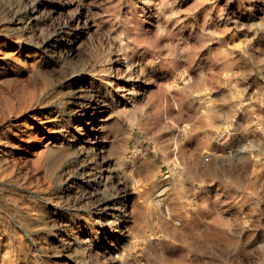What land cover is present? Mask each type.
Returning <instances> with one entry per match:
<instances>
[{
    "label": "rangeland",
    "instance_id": "rangeland-1",
    "mask_svg": "<svg viewBox=\"0 0 264 264\" xmlns=\"http://www.w3.org/2000/svg\"><path fill=\"white\" fill-rule=\"evenodd\" d=\"M0 264H264V0H0Z\"/></svg>",
    "mask_w": 264,
    "mask_h": 264
},
{
    "label": "bare ground",
    "instance_id": "bare-ground-1",
    "mask_svg": "<svg viewBox=\"0 0 264 264\" xmlns=\"http://www.w3.org/2000/svg\"><path fill=\"white\" fill-rule=\"evenodd\" d=\"M64 42V41H63ZM107 105V104H106ZM105 109V108H104ZM88 111V110H87ZM104 110L100 109V108H95L93 110V112L90 114V117L89 119V124H90V127L88 129L89 133L92 134L93 136H99L100 132L103 130V125H104V122H105V117L104 115H100L103 112ZM84 132V131H83ZM94 141V140H93ZM91 141V142H93ZM104 142V141H103ZM98 151V150H97ZM97 156V155H96ZM98 157V156H97ZM53 158V157H52ZM100 161V160H99ZM99 165V164H98ZM110 205V204H109ZM116 208V207H115ZM107 210V209H106ZM109 214L113 215L114 213L112 212H109ZM108 214V215H109ZM113 218V217H112ZM120 218V217H119ZM112 221V220H111Z\"/></svg>",
    "mask_w": 264,
    "mask_h": 264
},
{
    "label": "built area",
    "instance_id": "built-area-1",
    "mask_svg": "<svg viewBox=\"0 0 264 264\" xmlns=\"http://www.w3.org/2000/svg\"><path fill=\"white\" fill-rule=\"evenodd\" d=\"M207 159H209V158H207Z\"/></svg>",
    "mask_w": 264,
    "mask_h": 264
}]
</instances>
